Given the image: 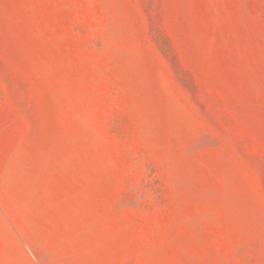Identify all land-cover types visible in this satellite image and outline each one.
Returning a JSON list of instances; mask_svg holds the SVG:
<instances>
[{"label":"rangeland","instance_id":"rangeland-1","mask_svg":"<svg viewBox=\"0 0 264 264\" xmlns=\"http://www.w3.org/2000/svg\"><path fill=\"white\" fill-rule=\"evenodd\" d=\"M0 264H264V0H0Z\"/></svg>","mask_w":264,"mask_h":264}]
</instances>
